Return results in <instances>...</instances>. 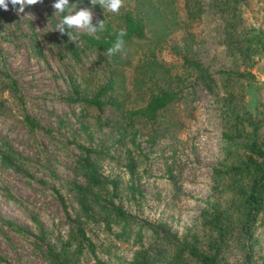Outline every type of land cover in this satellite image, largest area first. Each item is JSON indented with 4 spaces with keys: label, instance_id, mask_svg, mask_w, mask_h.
I'll list each match as a JSON object with an SVG mask.
<instances>
[{
    "label": "rangeland",
    "instance_id": "374dc122",
    "mask_svg": "<svg viewBox=\"0 0 264 264\" xmlns=\"http://www.w3.org/2000/svg\"><path fill=\"white\" fill-rule=\"evenodd\" d=\"M171 2L125 0L118 15L90 0L69 5L66 15L90 8L93 26L103 20L93 37L103 35L104 22L121 25L126 10L142 19L144 36L124 45L117 60L82 43L73 45L72 53L67 36L54 31L61 20L51 7L54 0L26 7L19 15L11 4L8 11L0 9V152L20 169L0 163V264H55L48 251L63 256L61 246L69 239L68 261L96 264L84 243L78 247L74 219L104 264H137L135 253H145L152 264H166L174 245L162 234L200 241L206 235L200 213L209 204L228 207L231 221L239 220L240 210L232 205V200L238 204V189L227 178L216 184L212 168L236 164L252 140L264 149V46L249 60L236 46L240 38L264 34V0H245L225 13L214 0ZM164 25L168 28L161 34ZM158 33L162 49L155 46L161 41ZM174 45L180 53H174ZM182 55L208 71L210 87L183 63ZM220 70L249 71L253 78ZM72 86L80 96L103 89V96L125 109L143 106L158 89H178L180 96L153 122L142 119L131 143L114 107L87 106ZM24 112L40 128L30 129ZM79 146L89 151L102 177L118 180L114 194L109 184L93 187L88 219L72 190L73 184L85 186ZM128 156L132 175L125 167ZM105 205L120 208L126 220ZM7 221L21 230L14 231ZM254 236L251 263L264 264V210ZM241 242L230 239L225 254L230 264L242 262Z\"/></svg>",
    "mask_w": 264,
    "mask_h": 264
},
{
    "label": "trees",
    "instance_id": "16d2710c",
    "mask_svg": "<svg viewBox=\"0 0 264 264\" xmlns=\"http://www.w3.org/2000/svg\"><path fill=\"white\" fill-rule=\"evenodd\" d=\"M78 0H69V5ZM167 1V0H166ZM216 5H219V10L224 12L225 8L230 5H237L245 0H214ZM168 5L173 2L168 0ZM197 5V3L195 4ZM98 8V5H95ZM199 10V9H196ZM225 13V12H224ZM66 15V11L63 14H59L60 19ZM121 25L112 26L109 22H104L103 35L93 37L84 33H78L80 41L84 46L95 48L107 54L106 50L113 45L117 38V33L124 29L126 35L123 37L126 45L133 38H142L144 36V23L142 19L134 12L126 10L121 14ZM168 27H161V34H165ZM67 31V29H66ZM158 33V36L161 35ZM68 38V37H67ZM162 38V39H161ZM161 41H155V46L163 48V36L158 37ZM74 44L69 43V49L72 53H75ZM236 46L243 58L249 60L251 55L258 52L264 46V34L260 32L253 33L252 35L245 36L236 41ZM174 53H180V48L177 45L171 47ZM119 53L111 56L113 60H117ZM183 63L191 68L195 73V76L202 80L207 87H210V83L213 81L208 71L195 59L182 55ZM220 73L226 76H234L237 78H253V75L249 71H228L220 70ZM112 81L108 83L107 87L112 88ZM111 86V87H110ZM10 88L15 95L16 100L23 106L22 95L19 92L15 82L10 81ZM73 93L76 98L87 106H93L98 110H102L105 105H109L115 108L119 115L121 125L130 131V142L134 143L136 134L138 132L137 124L145 119L149 122H153L160 111H162L169 103L179 98L178 89H158L155 93H151L143 106L137 108L125 109L122 104L113 99L111 96H103L104 90H99L91 96H80L76 86H72ZM106 90V89H105ZM23 121L30 129L40 128L34 119L30 117L27 112L23 113ZM83 156L79 160V165L84 171L85 186L72 185V190L75 194L77 204L81 215L88 219L91 217L89 211V198L90 192L94 186L109 184L112 189V194L115 193L118 187V180L116 178L107 179L102 177L94 167V163L89 159V151L82 146H79ZM0 163L12 166L13 162L10 155L0 152ZM126 170L129 175H132L134 165L132 160L127 157L125 164ZM16 170H20L18 167H14ZM213 178L217 184L220 179L227 178L231 185L238 189L239 197L238 204L236 205L232 200V205L235 208H239L240 217L237 223L231 221L228 215V207H218V205L209 204L206 209L201 211V227L205 230V236L198 241L195 236L191 237V240L183 237L177 238L175 233H163L164 239L171 242L174 245V253L166 261V264H230L226 261L225 254L228 251L230 239L234 237L238 241H242L240 246L244 250L242 262L239 264H252L251 263V248L252 243L255 240L254 227L262 215L264 210V149L260 143L256 140H252L247 143L245 150L242 151L238 162L233 165L212 168ZM219 178V179H217ZM217 179V180H216ZM243 183V184H242ZM62 204L63 200L59 197ZM107 209L113 210L116 217L125 219L124 213L120 208L111 205L110 207L104 206ZM67 214V212H66ZM74 235L78 238V247H82L83 243L88 247L89 251L93 254L96 264H104L93 253L92 243L85 235L84 229L79 219H74ZM7 224L13 228L14 231L19 232L21 229L14 225L13 222L7 221ZM165 232H169L168 230ZM70 239L67 240L63 246H61V252L63 256L48 251V255L55 264H74L68 261L64 254L70 247ZM160 253V250H156ZM3 258L0 256V261ZM135 263L137 264H152L150 259L145 253H135Z\"/></svg>",
    "mask_w": 264,
    "mask_h": 264
},
{
    "label": "clouds",
    "instance_id": "9594fccd",
    "mask_svg": "<svg viewBox=\"0 0 264 264\" xmlns=\"http://www.w3.org/2000/svg\"><path fill=\"white\" fill-rule=\"evenodd\" d=\"M43 0H0V9L8 11L9 4L19 15L23 13L26 7L42 4ZM90 4L95 6L99 4L105 11L113 14H119L122 7L125 6V0H90ZM18 6V7H17ZM54 9V13L63 14L70 6L69 0H54L51 5ZM94 13L90 8H83L76 11L75 14L69 13L62 16V19L55 25V30L61 35L68 37V42L74 45L82 43L78 35L79 30H86L89 35H95L99 28L103 27V20L98 21V27L92 25ZM67 29V31H66ZM78 30L74 33L72 30ZM126 31L121 29L117 33V38L113 45L109 47L106 52L109 56L116 55L123 51L125 41L123 37L126 35Z\"/></svg>",
    "mask_w": 264,
    "mask_h": 264
}]
</instances>
